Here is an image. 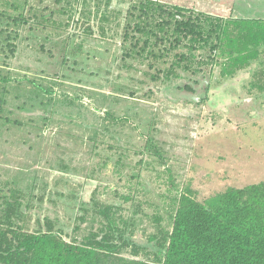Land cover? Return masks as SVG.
<instances>
[{"label": "rangeland", "instance_id": "obj_1", "mask_svg": "<svg viewBox=\"0 0 264 264\" xmlns=\"http://www.w3.org/2000/svg\"><path fill=\"white\" fill-rule=\"evenodd\" d=\"M159 2L264 17V0ZM138 10L139 0H0V77L12 79L0 80V211L19 189L15 223L36 230L48 218L81 240L106 223L94 201L112 204L146 246L122 255L153 260L151 237L171 229L180 191L203 202L264 182V91L251 83L264 82V69L252 62L223 78L229 58L220 53L189 90L199 72L163 76L187 49L163 39L151 47L159 57H146L143 33L131 28L125 40V17ZM22 15L31 22L12 21ZM84 24L95 33L80 31ZM205 54L196 51L197 60Z\"/></svg>", "mask_w": 264, "mask_h": 264}, {"label": "trees", "instance_id": "obj_2", "mask_svg": "<svg viewBox=\"0 0 264 264\" xmlns=\"http://www.w3.org/2000/svg\"><path fill=\"white\" fill-rule=\"evenodd\" d=\"M138 11L125 17V40L131 28L143 33L146 38L139 54L146 57L148 54L159 57L151 47L163 39L171 41L173 48L187 49L177 52L163 76L166 79L180 77L179 68L199 72L201 78H195L194 86L186 85L189 90L194 91L206 77L203 65L211 64L212 69L221 54L229 58L222 62L223 78L233 77L238 69L252 62L264 69V17L224 18L185 6L166 5L159 0H139ZM12 21L16 24L31 22L23 15ZM75 24L83 23L77 19ZM95 30L93 24H84L80 31L94 34ZM198 50H208L210 54L197 60ZM0 80L8 83L12 79L0 77ZM251 83L264 91V82ZM201 89L208 93L210 80ZM114 119L123 118L114 116ZM125 119L130 120L127 116ZM22 194L18 189L7 196L6 205L0 211V264H264V182L244 188L229 187L203 202L189 187L180 191L175 196L171 229L159 226L158 233L151 237L153 260L122 255L126 249L138 254L146 246L134 241L128 222L118 217V208L112 204L94 201L106 223L77 240L57 230L55 222L48 218L39 220L36 230L15 223L14 219L22 214Z\"/></svg>", "mask_w": 264, "mask_h": 264}]
</instances>
